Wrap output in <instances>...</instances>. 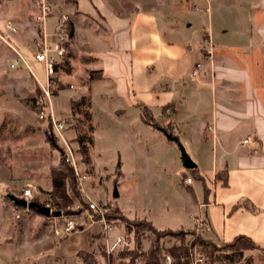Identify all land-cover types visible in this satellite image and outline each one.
Wrapping results in <instances>:
<instances>
[{
	"label": "crops",
	"instance_id": "crops-1",
	"mask_svg": "<svg viewBox=\"0 0 264 264\" xmlns=\"http://www.w3.org/2000/svg\"><path fill=\"white\" fill-rule=\"evenodd\" d=\"M48 1L53 20L64 10L70 18L67 53L73 57L80 39L96 59L101 79L93 83H99L96 91L106 101L98 104L106 107L110 98L117 99L114 112L119 117L138 129L150 127L161 133L160 141L179 147L142 121L141 112L149 109L153 120L170 125L174 138L196 157L197 174L210 190L203 201L184 166L174 174L182 177L180 187L187 195L175 204L192 222L188 230L203 217L212 228L205 240L221 245L246 236L264 248V0ZM206 41L212 56L203 51ZM197 64L203 69L192 78ZM144 134L151 140V133ZM249 138L257 145L242 144ZM188 178L191 185L185 184ZM49 180L47 190L53 194L58 185L52 176ZM5 182L11 186L0 195L4 199L11 191L21 192L16 182ZM99 226L87 225L65 237L89 233L88 243L84 238L77 242L72 261L80 258L82 264V253L102 260ZM46 261L68 264L64 255Z\"/></svg>",
	"mask_w": 264,
	"mask_h": 264
},
{
	"label": "rangeland",
	"instance_id": "rangeland-1",
	"mask_svg": "<svg viewBox=\"0 0 264 264\" xmlns=\"http://www.w3.org/2000/svg\"><path fill=\"white\" fill-rule=\"evenodd\" d=\"M37 1L0 0V29L5 31L8 22L18 29L16 34L5 35V40L0 36V189L5 193L11 186L5 181H10L16 182L18 191L22 192L25 184L32 183L40 191L36 199L52 204L51 195L57 191L51 194L47 187L52 183L50 176L58 169L61 153L52 146L47 134L48 124L39 119L35 102L41 89L39 85L47 83L44 65L34 58V53L41 48L44 33V28L35 20ZM56 22L51 18L46 25L49 42ZM80 33L78 27L77 35ZM76 43L72 48L73 57L67 53L59 61L52 108L56 119L66 125L63 133L66 142L60 139V145L63 149L66 145L73 149L80 171L88 177L84 183L85 193L81 195L102 205L115 202L128 219L152 221L160 230L190 229L192 222H187L185 214L177 211L175 204L187 199L180 187L182 177L174 175L183 167L180 148L165 138L160 141V132L144 125L138 129L119 117L114 112L119 104L117 99L110 98L106 107L98 104L106 101L96 91L99 83H93L89 74L96 73L99 67L95 61H84L91 59L88 45L80 39ZM17 50L24 61L14 67L15 60L20 59ZM49 122L53 128V123ZM147 132L151 133V140L144 134ZM83 148L87 149L88 162ZM191 158L195 161L196 157ZM185 174L194 179L196 196L203 201L202 181L191 170H185ZM116 191L118 198L114 197ZM75 206L78 207V203ZM73 208H66L67 216L73 213ZM18 214L23 216L22 220L16 219ZM62 223L60 218L24 213L0 196V264H48L47 257L56 255H64L68 264H80V258L72 261L71 253L82 238L88 243L89 233L68 239L64 235L56 237L55 231ZM100 231L102 233L101 227ZM133 234L126 225L119 224L111 237L121 235L129 241ZM191 239L189 237V241ZM174 243V239L164 240L167 248ZM143 246L142 258L136 264H146L150 238L144 240ZM129 247L134 249L132 241ZM201 250L206 256V251ZM99 254L102 257L99 261L105 262L104 248ZM120 255L113 256L117 264L129 263V258L123 259ZM217 264H264V248L220 254Z\"/></svg>",
	"mask_w": 264,
	"mask_h": 264
},
{
	"label": "built area",
	"instance_id": "built-area-1",
	"mask_svg": "<svg viewBox=\"0 0 264 264\" xmlns=\"http://www.w3.org/2000/svg\"><path fill=\"white\" fill-rule=\"evenodd\" d=\"M35 7L37 10L36 21L38 24L44 28V33L42 37L41 48L34 53L35 61L39 64H43L45 67L47 83L45 86L39 85L41 88L42 95L37 99V107H38V116L40 120H49L53 123V128L55 135L57 138L66 142L64 139V131L66 130V125L56 119L55 113L52 108V100L54 98V92L57 89L55 77L57 75V67L61 58H63L67 52L68 47L71 41V30H70V18L68 15H61L60 18L57 19L56 25L53 28V34L51 35V42L48 41V33H46V25L49 22L51 16L53 15L54 8L49 3L48 0H38L35 2ZM18 33V29L12 22H8L5 28V31L0 30V36L3 40H5V35H12ZM203 51L206 52L207 55L212 56L213 47L210 42L206 41L203 45ZM19 55L20 59H16L13 66L19 67L21 62L24 61L19 51H16ZM203 66L201 64H197L194 70L191 73L192 78H197L202 71ZM38 82V81H37ZM39 84V83H38ZM243 145H257V141L254 139H246L242 143ZM66 162L69 166L74 170L75 175L79 179L80 192L82 194L85 193L84 183L87 182L88 177L79 169L78 162L76 161L74 151L71 147L66 145L64 149V153ZM193 180L188 178L185 181V184L191 185ZM4 191L0 189V195H2ZM40 194V191L37 187L33 185L27 186L21 193L15 195L20 200L27 202V207L22 208L24 213H31L32 210L29 208V205L34 202L36 196ZM86 201L88 203V207L84 208L82 206H78L73 208V214L67 216L64 215L61 217L63 219V223L59 229L55 231V235L57 237L65 236L68 237L73 232H76L79 227H85L87 225L99 224L102 228V236L104 239V253L106 257L110 259L118 253H122L129 247L128 238L117 235L115 237H111V234L115 232L116 225L109 220V216L115 210V203L108 204H99L89 197H86ZM42 205L52 209L50 203H43ZM53 210V209H52ZM22 215L18 214L16 216L17 219H20ZM210 224L205 220V218H200L193 231L192 241L188 243V256L181 257V264H207V258L205 253L201 250V247L197 244H194V240L198 237H203L204 234L211 232ZM199 248V249H198ZM174 258L171 255L166 256V264H173ZM82 264H87L83 262ZM96 264H109L106 260L105 262L97 261Z\"/></svg>",
	"mask_w": 264,
	"mask_h": 264
},
{
	"label": "trees",
	"instance_id": "trees-1",
	"mask_svg": "<svg viewBox=\"0 0 264 264\" xmlns=\"http://www.w3.org/2000/svg\"><path fill=\"white\" fill-rule=\"evenodd\" d=\"M1 30V29H0ZM70 30L72 31V26L70 24ZM2 31V30H1ZM70 53H68L69 55ZM96 59H84L85 62L89 61H95ZM67 65V63H65ZM59 68V65L57 67V70ZM95 75L97 76L95 78ZM90 79L92 81H96L101 79L100 71H97L96 73L92 72L89 74ZM42 95L41 89L38 90V96L36 98V108L37 111V99ZM141 119L142 121L151 126L154 127L163 133L166 134V136H172L173 138L176 137L173 133L172 128L170 125L168 126H161L156 121L153 120L152 115L149 111V109H144L141 112ZM43 123L48 124V132L49 140L51 141L52 146L58 150L61 153L60 156V162L58 169L53 172V180L58 185L57 193L52 195V204L51 207L54 211H61L62 216L68 215V212H66V208L68 207H76L75 205L78 203L79 206H82L84 208L88 207V203L86 199L81 195L80 192V185H79V179L75 175L74 170L69 166V164L66 162V158L64 153V149L59 143V139L56 137V135L53 132V128L49 122V120L42 121ZM173 140V139H170ZM91 143H93V139H91ZM83 154L86 161H89L88 155H87V149L83 148ZM194 174H197V169L191 170ZM196 178H198L200 181L203 182V185L205 187V191L207 194H209L210 190L207 189V184L205 180L197 174ZM70 185L69 188H67V185ZM9 194L17 195L18 193H14L11 191ZM8 202L13 204L15 207L22 209L21 207L16 206L12 201L8 199V195L5 197ZM34 203L43 204L40 200L34 199ZM32 213L39 215L35 209L32 210ZM73 214V213H72ZM40 216V215H39ZM109 220L114 223V225L123 224L126 225L130 230L133 231V237L129 238V242L134 243V249H131L128 247L125 251H123L120 255L121 258H129V263H120V264H136L141 258H142V252H143V243L144 240L147 238H150L151 240V247L147 254V262L146 264H166V256L171 255L174 258L173 264H181V257L182 256H188L189 250H188V243H189V237H192L193 231L192 230H160L158 229L151 221H148L146 219L143 220H130L128 219L120 207L116 204L115 210L111 213L109 216ZM82 227H79L77 230H81ZM166 238L174 239L176 243L173 244L172 247L167 248L164 245V240ZM195 244L199 245L201 248H203L206 251V258H207V264H217L218 257L220 254L227 253V254H240L244 253L246 251L250 250H256V249H262V246L259 244L254 243L246 236H238L235 238L232 242L229 243H223L221 245H217L215 243H212L209 240H205L203 237H198L195 239ZM105 254V253H104ZM82 259L83 262L87 264H96L97 260L95 259V256L91 253H82ZM105 258L109 262V264H117L115 262V259L111 257L108 259L105 254Z\"/></svg>",
	"mask_w": 264,
	"mask_h": 264
},
{
	"label": "water",
	"instance_id": "water-1",
	"mask_svg": "<svg viewBox=\"0 0 264 264\" xmlns=\"http://www.w3.org/2000/svg\"><path fill=\"white\" fill-rule=\"evenodd\" d=\"M168 139H173V141L177 142L179 145V148L181 150L182 153V161H183V166L186 170H193L197 168L196 163L191 159V157L188 155L186 149L184 148V146H182V144L180 143L178 138H173L172 136H167ZM115 198H118L119 195L117 193V191L114 194ZM8 199L10 201H12L16 206L21 207V208H26L27 207V202L20 200L18 197H16L15 195L9 194L8 195ZM29 208L31 210L35 209L37 211V213L42 216V217H46V218H60L62 217V212L61 211H54L42 204L39 203H31L29 205Z\"/></svg>",
	"mask_w": 264,
	"mask_h": 264
}]
</instances>
